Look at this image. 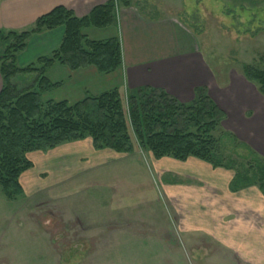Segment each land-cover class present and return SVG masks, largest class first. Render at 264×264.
<instances>
[{
	"label": "crops",
	"instance_id": "1",
	"mask_svg": "<svg viewBox=\"0 0 264 264\" xmlns=\"http://www.w3.org/2000/svg\"><path fill=\"white\" fill-rule=\"evenodd\" d=\"M109 1L0 0V31H29L39 18L57 7H65L81 19ZM129 2V7L120 4L115 25L82 31V35L93 42L119 40L122 67L110 75H101L94 67L72 72L56 63L46 77L57 87L43 94V100L76 104L87 97L115 90L126 97L129 91L151 88L165 92L181 104H189L195 99V90L205 88L209 98L226 114L225 130L264 158V98L254 85L243 76H230L229 85L221 89L180 20L143 14L140 0ZM63 37V28L33 36L26 50L19 54L17 66L23 69L40 58L51 56L59 49ZM63 147H66V157L83 165V173L103 169L105 181L119 183L121 188L129 189L134 198L138 197L139 190L147 188L138 185L140 169L147 164L150 167L147 171L150 179L147 180L154 184V194L160 186L166 205L177 216L182 229L179 234L181 246L186 254L190 246L184 243L182 235L192 232L201 240L209 238L217 243L218 252L211 256V264H231V259L219 256L227 251L235 252L245 264H264V195L258 188L255 192V187L232 192L234 172L213 168L195 158L185 162L171 158L156 161L150 152L141 150L131 154L97 151L90 139L68 143L57 150ZM73 166L78 167L77 164ZM111 166L114 170L123 168L129 175L122 178L116 174V179L109 172ZM34 169L35 164L30 171ZM195 245L201 244L196 241ZM201 250L205 252L204 247Z\"/></svg>",
	"mask_w": 264,
	"mask_h": 264
},
{
	"label": "rangeland",
	"instance_id": "2",
	"mask_svg": "<svg viewBox=\"0 0 264 264\" xmlns=\"http://www.w3.org/2000/svg\"><path fill=\"white\" fill-rule=\"evenodd\" d=\"M140 8L143 14L180 20L221 89L230 76H243L246 65L264 70V0H140ZM34 80L32 74L12 81L25 88ZM236 145L226 142L225 155L238 161L239 170H248L253 157ZM65 148L29 155L35 169L23 174L21 196L8 200L0 187V264H211L217 243L183 233L190 246L184 252L177 216L160 186L154 194L147 164L138 185L148 189L134 198L119 183L105 181L103 169L83 173ZM113 168L114 177L129 175ZM219 256L245 264L235 252Z\"/></svg>",
	"mask_w": 264,
	"mask_h": 264
},
{
	"label": "trees",
	"instance_id": "3",
	"mask_svg": "<svg viewBox=\"0 0 264 264\" xmlns=\"http://www.w3.org/2000/svg\"><path fill=\"white\" fill-rule=\"evenodd\" d=\"M120 4L130 6L129 0H111L81 19L65 7H57L39 18L29 31H0V187L4 196L13 200L23 194L22 175L33 167L28 155L86 139L97 151L131 154L141 150L150 152L156 161L171 158L185 162L195 158L213 168L234 172L232 192L257 186L264 195V158L224 130L226 114L209 98L205 88L196 89L195 99L189 104L151 88L129 91L125 106L117 90L76 104L43 100V94L57 87L46 77L56 63L72 72L94 67L101 75H110L122 67L119 40L93 42L82 35L87 28L115 25ZM58 28L64 29L59 49L20 69L17 58L26 50L28 41ZM32 74L36 78L25 88L12 81ZM242 74L264 97V70L246 65ZM226 142L245 148L254 165L239 170L242 166L238 161L225 155Z\"/></svg>",
	"mask_w": 264,
	"mask_h": 264
}]
</instances>
